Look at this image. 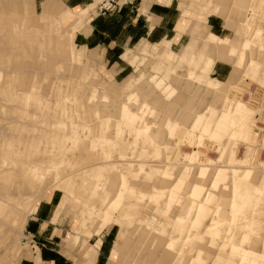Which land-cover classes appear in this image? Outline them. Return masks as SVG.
<instances>
[{"label": "rangeland", "instance_id": "obj_1", "mask_svg": "<svg viewBox=\"0 0 264 264\" xmlns=\"http://www.w3.org/2000/svg\"><path fill=\"white\" fill-rule=\"evenodd\" d=\"M73 1L82 4L71 10L66 7L67 0H0V264H54L45 262L39 253L40 248L49 247L66 264H94L98 251L88 246L103 240L105 231L114 226L124 234L116 243L110 261L171 264L175 253L165 250L164 245L170 235L177 236L172 232L171 218L179 207L174 205L168 215L157 213V201L151 199V188L159 183L157 164L161 168L174 166V173L184 165L202 169V165L213 166L214 161L223 167L236 161L237 166L242 164L246 168L264 164V77L247 76L250 83L238 85L239 89H232V96L229 95L242 104H250L263 120L256 123L251 139L227 138L224 130L219 135L214 131L223 104L209 97L202 85L188 79L191 70L194 76L201 75V71L188 64L191 55L183 59L173 74H155L152 67L154 63H162L170 53H181L196 23L200 27L194 36L203 34L204 41L206 38L209 42L208 50L214 43L224 45L221 47L235 43L240 50L241 44L252 41L256 33L259 40L264 39V21L259 17L260 13L264 16V3L262 6L260 0H254L253 4L246 0H214L219 2L218 12L206 17L200 14L198 4L192 5L190 0H172L169 10L161 11L162 15L155 18L151 8L157 4L160 7L165 0H132L128 6H136L141 18L157 26L158 36L169 35L171 26L177 22L176 39L167 41L172 42L173 52L166 48L157 54V46L149 51L145 41L137 44L145 43L143 56L136 52L137 45L130 47L132 50L126 48L121 57L123 62L117 67L125 70L115 80L104 70V65H95L77 49L75 36L68 29L73 17L63 23L59 17L63 11L78 14L88 9L87 21L97 12L101 16L119 12L123 1L113 0L115 8L107 11L101 10L107 0ZM248 4L255 12H245L250 9ZM198 45L202 47V41ZM256 50L251 44L245 51L244 64L255 58ZM198 60L201 67L203 60L199 56ZM215 65H220V70L214 74L211 71L209 76L226 83L224 87L227 81L234 84L241 76L240 84L246 77L233 75L235 69L231 63L216 61ZM175 74L179 76L173 82L171 77ZM151 78L157 82L153 84ZM158 81L164 86L159 87ZM124 104L129 117L118 113ZM163 123L172 124V128L164 129ZM206 123L210 131L204 134ZM180 128L186 132L178 133ZM53 194L58 195L54 196L61 206L60 214L52 220L58 230L52 239L44 231L34 236L26 230V223L29 218L36 219L42 204L49 201L53 205ZM227 200L224 196L220 202ZM116 201L119 205L128 204L132 216L120 225L108 217ZM163 205L166 204L162 202L164 210ZM113 215L118 216L116 211ZM222 216L229 219L228 213ZM201 219L188 223L196 233L206 234L193 239L192 251L185 256L183 264L201 248L198 243L203 239V258H208L204 264H212L215 253L209 249L210 238L217 237L220 230L225 231L224 236L237 231L234 226L215 225L212 233V228L208 229L210 218ZM259 221L264 226V216ZM161 226H166L165 234L160 232ZM260 235L252 236L244 246L262 252L264 241L260 238L264 234ZM54 238L57 240L53 242ZM218 240L215 248L219 247Z\"/></svg>", "mask_w": 264, "mask_h": 264}, {"label": "bare ground", "instance_id": "obj_2", "mask_svg": "<svg viewBox=\"0 0 264 264\" xmlns=\"http://www.w3.org/2000/svg\"><path fill=\"white\" fill-rule=\"evenodd\" d=\"M170 1L171 0H165L164 5L168 6ZM190 1L192 5L198 4L197 8L200 14L205 15L206 17H212L218 12L219 0L217 2L214 0ZM240 1L243 2V0ZM246 2H252L253 4L254 0H246ZM262 3H264V0H260V4ZM248 7H250V9L248 8V10H245V12H255L252 10V5H249ZM256 10L260 9L256 8ZM87 12L88 9H85L78 14L63 11V14L59 17V21L60 23L66 22L70 16H72L73 19L71 22H69L68 29H71L75 36V34L83 28L88 17ZM257 13L258 11H256V15ZM259 17L263 18L264 21V16H261V13L259 14ZM241 26L239 28H241ZM178 27H181L180 24H178ZM199 27L200 26L196 23L194 30L193 28L190 29L189 32L192 34L191 39L181 53L168 54L162 63H154L152 69L155 71V74H161L162 72L173 74L182 64L183 59L191 55L188 64L194 66V70L197 69V71H201V75L200 77H196L194 76V72L191 70L187 73L188 79H193L196 85H202L205 88L204 90H206V94L208 93L210 95L209 97L212 99H218L221 102V106L223 104L220 114L218 115V118L214 124L215 133L219 131L223 132L224 130L226 133H228L227 138H230L231 136H239L243 139H249L253 134V129L257 127L256 123L259 124L263 118L253 110V107L250 104L246 105L242 104L240 100H233L234 98H231L232 94L230 92L232 89H239L237 88L238 85L241 87L244 82L249 84L250 78H254L256 76L264 77V39L259 40L258 33H256L255 35L257 38L253 37L252 41L241 44L240 50H237V45L235 43L225 47H221L224 46L221 44H210L212 47L208 50V39L205 38L204 41L203 34H197L194 36V34L198 32ZM205 30H207V28ZM239 32L241 35L242 29H240ZM198 41H202V47L198 45ZM142 44L145 43L137 45L136 52L143 56L146 52V48L144 49ZM251 44L256 46V56L253 59L247 60L246 64H244L245 51L250 48ZM215 46L221 48L214 49ZM195 51H197L198 55H194V53H196ZM198 56L200 60H203L201 63L202 68L200 65H198ZM216 61L222 63H231V67H234L235 69L232 72L233 75L238 76L243 74L244 76H242V78L245 76L246 77L240 84L238 82L241 76L234 84H230V81H227V86L224 87L226 83H219L209 76ZM242 65L244 67L241 73L239 70L241 69ZM178 76L179 75L177 74L172 75L171 81L176 82ZM247 76L250 78H247ZM150 81H152L153 84L154 82H157L155 80L153 81V78H151ZM156 84H159V87L160 85L164 86L162 81H158ZM190 87H193L194 89L195 85L192 84ZM164 88L166 89V86ZM253 96H251V98ZM256 101L254 100V102ZM118 113L121 117L130 116L126 104L119 107ZM171 125L165 124L164 126L163 123L161 124V127L164 129H171ZM149 129L150 128L145 129V132L149 131ZM208 131H210L209 124L206 123V125L203 127V132L205 134ZM185 132V128H180L178 131V133L182 134ZM219 134L220 132L218 135ZM212 136H214V134ZM160 145H164V142H161ZM164 147L166 148V146ZM229 164L231 166L227 165V167H223L216 165L214 161L213 166L202 165V169H198L199 167L191 168L184 165L179 170V172L175 173L174 170H172V168H175L174 166L164 165V168H161V166L157 164L159 183L158 186H153V188H151V199L157 201V213H164L168 215L174 205L179 207L177 209L178 213L171 218L172 232L177 233V236L174 237L170 235L164 245L165 250L175 253V257L171 261V264H183L185 256L192 251L193 239H199L202 237V235L206 234V232H202L200 235L196 233L193 226L188 227V223H191L193 219L198 220V217H202L201 221L205 220L206 218H210L208 229L210 230V228H212V233L215 232V227H212L215 225L218 227L223 225H229L231 227L234 226L233 228L237 230L235 234H225V236L223 234L225 231L222 233V230H220V232H217V237L210 238L208 243L209 249L215 253L212 264H264V247L262 252H255L254 250L244 246L248 243L252 236H261L260 234H264V226L261 221H259V217L264 216V164L256 163L255 167L251 168H246V166L243 167L241 166L242 164L237 166L239 164L237 161ZM233 164L234 166H232ZM151 175H153V172L149 175H146V177L149 178ZM223 195L228 198L226 203L224 201V203L220 202V199L224 197ZM185 199L187 201L184 203L183 201ZM162 202L166 204L163 205L165 207L164 210L162 207ZM115 203V206H113L110 210L108 217L113 223L120 225L123 221L125 222L127 218L132 216L129 215L130 213H128V204L126 205V203L123 202L125 205L123 203L119 205L117 201ZM226 205L227 209L225 208V210L224 207ZM115 211L117 212L118 216L113 215ZM223 213H228L229 219L225 220V218L222 216ZM190 215H193V217L190 218ZM143 220L144 219H142V221ZM165 228L161 226L160 232L162 234L166 233ZM217 240L220 241V244L219 247L215 248L218 246ZM260 240L261 242L264 241V235L260 238ZM203 243L204 239L198 243L200 244L201 248L196 249V254L189 258L187 264H204V261L208 259L203 258ZM206 257H208V255H206Z\"/></svg>", "mask_w": 264, "mask_h": 264}, {"label": "crops", "instance_id": "obj_3", "mask_svg": "<svg viewBox=\"0 0 264 264\" xmlns=\"http://www.w3.org/2000/svg\"><path fill=\"white\" fill-rule=\"evenodd\" d=\"M120 1L121 0H119V2ZM122 1V6L120 7L121 9L119 12L102 16L97 12V14L94 15L90 20L86 21L83 29L76 33L73 40L78 50L83 51L89 57L88 59L94 62L95 65H99L100 63L101 65H104V70L110 72V77L115 80L125 70L121 68L118 69L117 67L120 66V62H123L121 57L126 48L132 50V48H134L135 45H137L140 41H145L149 51L154 46H157V54L166 51V48L169 52H171L172 50L170 49V45L172 42L167 41H173L176 39L175 28L177 22L171 26L169 35L165 34L158 36L157 26L150 25L148 24V20L141 18L136 6H128V4H131L132 0ZM80 2L81 1L74 2L73 0H67L66 7L72 10L76 7H79L82 4ZM157 2L160 3V1ZM160 4V7H157V4L151 8L154 11L152 12V16L155 18H157V15H162L161 11L167 12L170 8V6L164 5V1ZM157 8H161L159 12H157ZM82 10L84 9L82 8L77 12ZM160 18L162 19V17ZM177 32H179V30ZM180 36L177 38L178 40L181 39ZM164 39L167 40L163 42ZM160 46L163 47L162 50L159 49ZM114 66H116L118 70H115ZM218 67L220 68V65H215L213 67L212 74L220 70ZM112 72H114V75ZM54 195L58 197V195L53 194L54 200L52 206L49 201L46 205L42 204L37 211L36 219H28L29 221L26 223V230L32 235L37 236L40 231H44V234L49 235V239H52L53 234L56 230H58L56 227H54L55 225L52 220L58 217L61 210L59 207L60 203L58 204L59 200ZM122 234H124V232L119 227H111L108 231H105L104 235L102 236L103 240H99L95 245L88 246L94 247L96 252L98 251L94 264H115L113 260L110 261V258L113 254L116 243H118L121 238H123ZM56 238H54L52 241L54 242V240H57ZM39 253L45 262L66 264L65 259L60 254H58L57 251L52 250L50 247L45 249L40 248Z\"/></svg>", "mask_w": 264, "mask_h": 264}, {"label": "built area", "instance_id": "obj_4", "mask_svg": "<svg viewBox=\"0 0 264 264\" xmlns=\"http://www.w3.org/2000/svg\"><path fill=\"white\" fill-rule=\"evenodd\" d=\"M115 2L113 0H107L105 5H103V7H101V10H111V8H115L116 5H114Z\"/></svg>", "mask_w": 264, "mask_h": 264}]
</instances>
